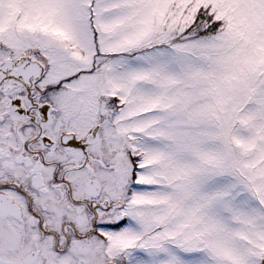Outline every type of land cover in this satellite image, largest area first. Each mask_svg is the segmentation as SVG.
Segmentation results:
<instances>
[{"label":"snow or ice","instance_id":"1","mask_svg":"<svg viewBox=\"0 0 264 264\" xmlns=\"http://www.w3.org/2000/svg\"><path fill=\"white\" fill-rule=\"evenodd\" d=\"M0 264H264V0H0Z\"/></svg>","mask_w":264,"mask_h":264}]
</instances>
